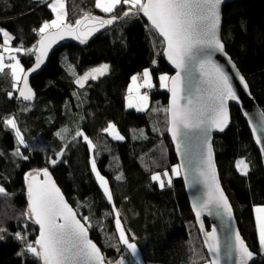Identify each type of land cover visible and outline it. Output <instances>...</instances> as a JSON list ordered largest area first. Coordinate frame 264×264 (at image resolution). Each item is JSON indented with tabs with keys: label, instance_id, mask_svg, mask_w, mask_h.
Returning <instances> with one entry per match:
<instances>
[{
	"label": "trees",
	"instance_id": "16d2710c",
	"mask_svg": "<svg viewBox=\"0 0 264 264\" xmlns=\"http://www.w3.org/2000/svg\"><path fill=\"white\" fill-rule=\"evenodd\" d=\"M66 8L68 22L74 23L85 14L121 18L128 6L121 4L108 15L95 7V0H66ZM223 17L227 53L264 111V0H237L225 6ZM53 19L54 13L41 1L0 0V29L12 36L10 48L21 49L17 57L25 71L34 63L33 49L41 39L38 30ZM3 41L0 33V45ZM163 50L164 43L136 13L126 16L87 49L70 46L56 52L31 81L37 96L33 105L18 101L21 83H15L10 69L0 73V184L7 192L0 195V228L4 229L0 232L4 237L0 239V264H41L24 251L25 243L16 239V233L26 234L28 242L38 239L39 228L24 216L29 206L27 177L44 169L51 171L106 261L208 263L182 178L172 171L179 166L168 135L169 94L159 86L160 76L173 73ZM102 64L110 65L108 75L79 88L77 78ZM148 69L156 84L149 109L128 111L126 96L132 77ZM231 112L232 126L215 140L220 178L241 236L258 256L255 264H264L254 212L255 207L264 206L263 164L241 111L232 106ZM8 118H15L24 144H19L14 131L3 123ZM110 124L124 139L111 138L105 131ZM77 130L92 141L94 150L82 137L73 138ZM17 149L21 155L15 154ZM63 150L62 161L50 167L52 155ZM93 157L98 172L108 181L112 201L92 169ZM241 159L249 166L247 175L237 168ZM165 172L172 183L161 188L152 176L160 174L166 182ZM116 212L140 260L120 241Z\"/></svg>",
	"mask_w": 264,
	"mask_h": 264
},
{
	"label": "snow or ice",
	"instance_id": "6c2138e0",
	"mask_svg": "<svg viewBox=\"0 0 264 264\" xmlns=\"http://www.w3.org/2000/svg\"><path fill=\"white\" fill-rule=\"evenodd\" d=\"M221 3L222 0H95V7L104 13H113L121 4L128 6L123 13L124 16L142 12L151 22L152 28L159 36L163 37L167 59L179 70L174 77L167 75L160 77L161 86L167 88L172 94L171 107L166 110L171 113L169 130L173 140L184 138L189 157H191L190 145L194 139L202 137L204 143L207 144V133L212 128L223 131L228 126L230 117L226 106L227 101L238 99L229 76L210 59L213 51L221 53L224 51V45L219 37ZM50 6L52 12L55 13V19L44 23L39 29L41 36L39 47L33 49V51H38L39 55L36 66L31 71L40 68L48 50L57 39H63L65 35H70L81 43H86L88 38L99 31L101 27L112 24L117 19V17H112L105 20L85 14L74 23H69L66 0H55ZM53 29L54 33L49 31ZM0 33L4 37L2 51L9 54L8 60L14 61V63H5V56L0 54V73H4L5 69H10L15 83L17 85L23 83V89L19 91L20 97L24 100H32L35 94L28 86V74L25 73L17 57L12 54L20 52L21 49L7 47L11 40L10 35L2 29H0ZM108 70L107 64L94 68L82 77H78L76 83L83 87L89 79L95 80L99 76L105 75ZM181 73L185 75L182 76ZM142 76V84L137 83L139 77H132L133 87L129 88V92H136V102H133L132 96H129L128 100V107H135L140 111L146 110L148 96L140 95L139 89L154 86L150 71L145 70ZM240 80L243 82L242 76ZM201 84H206L207 88H201ZM244 87L247 88L246 83H244ZM201 93H206V95H201ZM261 115L264 117V113ZM3 123L14 129L19 144H24V138L16 125L15 118H8ZM62 131L67 133L68 129ZM105 131L114 139H124L119 135L114 124H110ZM57 135H61V133H57ZM75 137H82L90 149H95L96 146L82 131L77 130L73 138L75 139ZM257 142L264 144V141L259 137H257ZM15 154L21 155L18 149ZM23 158L27 159V157ZM56 162L52 161L53 164ZM91 163L92 169L96 171L95 159ZM202 163L204 166L197 169L198 176L193 177L194 185L199 184L201 182L199 177H202L207 188L206 198L201 199L198 206L194 205L197 219H200L203 211L211 212L213 209L223 210L231 219V206L219 186L210 145H208L206 157L202 158ZM237 168L242 174L247 175L248 165L243 160L237 162ZM172 171L176 175H180L179 168H174ZM42 174L46 178L44 181H38L32 173H29L27 177L29 206L24 216L39 226V236L34 242H28L26 234L16 233V239L25 243L24 251L39 259L41 264H112L105 260L100 249L88 239V228L81 223L80 219H77V214L64 200L63 194L56 187L55 182L50 179L47 169H44ZM96 175L108 200L112 201V193L107 186V181L100 176L98 171H96ZM163 176L168 177L166 182L160 174L153 175L152 179L159 182L161 188L165 187V183L170 187L171 177L167 172L163 173ZM120 178L117 177V179ZM0 195H7L3 186H0ZM255 213L259 242L264 248V206L256 207ZM115 215L120 241L131 250L133 255H136V245L129 242L121 224L119 212H116ZM200 228L203 230V222L200 223ZM3 231L4 229L0 228V232ZM205 235V245L213 257L208 261V264H220L221 243L216 229L213 228L210 233H205ZM3 238L0 236V239ZM20 254L23 255V252ZM224 254L227 258H232L235 255L239 264H249L253 258V252L249 250L238 231L235 232L234 237L226 239ZM118 264H124V262L121 260ZM193 264H198V262L194 260Z\"/></svg>",
	"mask_w": 264,
	"mask_h": 264
},
{
	"label": "water",
	"instance_id": "95a60500",
	"mask_svg": "<svg viewBox=\"0 0 264 264\" xmlns=\"http://www.w3.org/2000/svg\"><path fill=\"white\" fill-rule=\"evenodd\" d=\"M237 0H222V3L220 5V15H221V23H220V30H219V37L224 45V51L223 53L219 51H213L210 59L213 64H216L219 66L222 71L229 76L230 83L233 85V90L236 92L237 95V100H229L227 101V109H228V114L230 117V121L228 123V126L223 130L219 131L215 128H212L208 133V143L205 144L204 140L202 137H197L194 139L190 145L191 148V157H189L188 149L185 147V140L183 137H181L179 140H173L171 132H170V118H171V113L168 112V135L170 137L172 147L174 149L175 156L178 161V166L180 169V176L182 178L186 195L188 198V202L190 205V209L192 211L193 217L195 219L196 225L202 235L203 238V243L204 247L206 249V252L208 254L209 260H211L212 254L208 252L207 246L205 245V240H206V235L205 233H210L213 228L216 229L217 236L220 240L221 243V253H220V264H239L238 258L234 255L232 258H227L224 254V244L226 239H230L234 237L235 232H239L240 237L243 239L241 236L240 230H239V225L235 216V211L233 208V205L231 203V200L229 199L227 193L225 192L221 178H220V172L217 164V157H216V150H215V140L217 137H220L224 135L232 126V112H231V107L235 106L237 107L240 111L241 114L243 115L244 120L246 121L249 130L252 134L253 141L255 144V147L258 149L262 164H263V169H264V144L258 143L257 142V137H259L262 141H264V117H262V113H264L263 109L253 96L250 86L239 70L238 66L236 63L233 61L231 56L227 53V49L225 46V43L223 41L222 37V30H223V22H224V17H223V10L226 5L232 4ZM91 15V14H90ZM94 16V15H91ZM97 17V16H94ZM139 17L144 21V23L152 30L154 31L159 39L164 43L163 37L159 36V34L156 32L154 28L151 26V22L148 20L146 16L143 15L142 12L139 13ZM101 19H111L112 17H99ZM126 16L117 18L114 23L109 24L105 27H101L99 31L95 32L92 34L86 43H81L78 39H74L70 35H65L63 39H57L55 43H53L48 50L47 56L44 59V62L40 65V68L37 69L36 71H31L33 68L36 66L37 62V56L39 55L38 51H35V58H34V63L29 68L28 70L25 71L27 73V80H28V86L31 89V91L35 94L32 86H31V81L33 78L36 76L40 75L44 69L47 67V64L50 60V58L58 51L70 47V46H75L80 49H87L98 37L102 36L106 32L110 31L111 29L115 28L119 23H121L123 20H125ZM55 31H53L54 33ZM39 47V42L37 44V48ZM163 56L165 59V62L167 66L170 68L172 71L173 75L171 77H174L177 72L179 71L168 59L166 56V44L164 43V50H163ZM182 76H184V73H181ZM197 75L199 73L197 72ZM243 77V82L240 80V77ZM203 79V78H201ZM244 83L247 84V88L244 87ZM169 86H170V81H169ZM201 88L206 89L207 85L206 84H201ZM23 89V83L21 82L20 88L18 90L17 94V99L19 102L26 104V105H33L37 102V96L35 94L34 99L32 100H24L22 97L19 95V91ZM169 94V101H168V109L171 107V92L168 90L167 91ZM194 94H195V89H194ZM201 95H206V93H201ZM182 103H184L182 101ZM253 129H256V131H253ZM179 145V147H178ZM208 145L211 147V153H212V159H213V164L216 170V174L218 177V182L220 188L223 190L224 195L227 197L228 204L231 206V219H229L228 214L224 212L223 210H217L213 209L211 212L208 210H205L201 213L200 219L198 220L196 215H195V207L194 205H199L201 199L206 198L205 194L207 192V188L205 184L203 183V178L199 177L200 183L199 184H193V177L198 176L197 169L199 167H203L202 163V158L206 157L207 151H208ZM50 174V179L55 182V185L57 188H59L60 192L63 194L64 200L67 202L70 208L77 214V219H80L77 211L74 209V207L69 203L67 197L63 193L62 189L59 187L57 184L55 178L53 177L51 171H48ZM37 178L38 181H44L46 178L43 176V174H36L33 175ZM28 183V181H27ZM29 203V200H28ZM81 223L85 225V223L80 219ZM62 222V221H61ZM203 222L204 228L201 230L200 228V223ZM207 224L209 225V230L207 228ZM39 228V226L37 225ZM85 227H87L85 225ZM88 239H90L97 247L98 245L91 239L89 229H88ZM244 240V239H243ZM245 242V240H244ZM246 244V242H245ZM247 245V244H246ZM99 248V247H98ZM249 248V247H248ZM100 249V248H99ZM250 250V249H249ZM100 252L102 253L101 249ZM103 255V253H102ZM104 256V255H103ZM258 261V256L257 254L253 253V258L251 261H249V264H255Z\"/></svg>",
	"mask_w": 264,
	"mask_h": 264
},
{
	"label": "rangeland",
	"instance_id": "374dc122",
	"mask_svg": "<svg viewBox=\"0 0 264 264\" xmlns=\"http://www.w3.org/2000/svg\"><path fill=\"white\" fill-rule=\"evenodd\" d=\"M53 1V0H52ZM42 2V1H41ZM55 2V1H54ZM53 2V3H54ZM43 3V2H42ZM52 3V2H51ZM44 4V3H43ZM45 6H47L46 4H44ZM98 9V8H97ZM99 11H101L100 9H98ZM102 13H104L103 11H101ZM104 14H106V15H108V14H111V13H104ZM54 19H55V13H54ZM53 19V20H54ZM42 27V26H41ZM50 32H53V31H55L54 29L53 30H49ZM38 34H39V30H38ZM40 35V34H39ZM10 37H11V40H12V36L10 35ZM4 38V37H3ZM10 40V41H11ZM9 45H10V42H9V44L7 45V47H9ZM3 46L4 45H0V47L1 48H3ZM37 48V47H36ZM0 54H3L4 56H5V63H14V61H10V60H8L7 59V56L9 55L8 53H4L2 50L0 51ZM13 55H15L16 57H17V53H12ZM17 59L19 60V58L17 57ZM20 61V60H19ZM20 65L24 68V65H23V63L20 61ZM102 65H104V64H102ZM102 65H99V66H95V67H92V68H89V69H87V70H85V72L80 76V77H82L84 74H86V73H88V72H90L92 69H94V68H97V67H100V66H102ZM108 66H109V70H108V72L105 74V75H103V76H99L97 79H95V80H93V79H89L85 84H84V86L83 87H85L89 82H91V81H98L99 79H101L102 77H104V76H106V75H108V73L110 72V65L109 64H107ZM148 71H150V73H151V77H152V84L154 85L152 88H144V87H141L140 89H139V93H140V95H141V92H143L144 90H146V91H149V92H147V93H149V94H147L146 93V95L148 96V102H147V106H146V110H143V111H140V110H137V108H135V107H132V108H130V107H128V100H129V96H132L133 97V102L135 103L136 102V92L135 91H133V92H129V89H128V93H127V96H126V109L128 110V111H136V112H138V113H142V112H145V111H147L148 109H149V106H150V93H151V91L156 87V84H155V81H154V79H153V76H152V72H151V70L150 69H148ZM164 75H167V74H164ZM163 76V75H162ZM168 76V75H167ZM137 77H139V79H138V81H137V83L138 84H142L143 83V80H142V78H143V76H142V74H140V75H137ZM161 77V76H160ZM170 77V76H169ZM140 79L142 80V81H140ZM78 85V84H77ZM78 87L79 88H82V87H80V85H78ZM131 87H133V85H132V81H131V84H130V86H129V88H131ZM160 89L161 90H163V91H168V89L167 88H164V87H162L161 86V81H160ZM9 127V126H8ZM9 128H11V127H9ZM12 129V128H11ZM13 131H14V133H15V130L14 129H12ZM116 130L118 131V133H119V135L121 136V134H120V132H119V130L116 128ZM108 133V132H107ZM109 134V133H108ZM16 135V134H15ZM110 135V134H109ZM111 136V138L112 139H114L113 138V136L112 135H110ZM76 138H79V137H75V139ZM114 140H116V141H119V139H114ZM61 153H62V155H61ZM63 153H64V150L62 151V152H60V153H58V154H54V155H52V157H51V161H50V167H56L61 161H62V156H63ZM94 159V157L92 158V160ZM53 160H55V161H57L55 164H53L52 163V161ZM241 160H243L245 163H246V161L244 160V159H241ZM241 160H239V161H241ZM247 164V163H246ZM248 165V164H247ZM49 171V170H48ZM96 171H98V169H97V166H96ZM96 171H94L95 172V174H96ZM240 171V170H239ZM249 172V166H248V171H247V173ZM43 173V172H42ZM40 171H38V172H35V173H32V175H36V174H42ZM240 173H241V171H240ZM242 174V173H241ZM97 176V175H96ZM101 176V175H100ZM103 177V176H102ZM98 179V178H97ZM105 179V178H104ZM106 180V179H105ZM107 181V180H106ZM98 182H99V184H100V186H101V182H100V180L98 179ZM0 186H2L1 184H0ZM107 186H108V188L110 189V187H109V184H108V181H107ZM102 188V190H103V192H104V189H103V187H101ZM105 193V192H104ZM106 195V194H105ZM258 207H260V206H258ZM256 208V207H255ZM254 212H255V209H254ZM255 219H256V213H255ZM257 223V222H256ZM257 230H258V226H257ZM119 233V232H118ZM126 233V232H125ZM127 235V234H126ZM259 235V234H258ZM128 237V236H127ZM130 242V241H129ZM261 251H262V254H264V248H262L261 247ZM138 260H140V256H139V252H138V250H137V253H136V255H134ZM113 264V263H112ZM114 264H118V263H114ZM125 264V263H124ZM208 264V263H207Z\"/></svg>",
	"mask_w": 264,
	"mask_h": 264
},
{
	"label": "crops",
	"instance_id": "0c3cea01",
	"mask_svg": "<svg viewBox=\"0 0 264 264\" xmlns=\"http://www.w3.org/2000/svg\"><path fill=\"white\" fill-rule=\"evenodd\" d=\"M37 1H42L44 4H46L50 9H51V4L55 1V0H37ZM52 2V3H51ZM142 80H143V78H142ZM141 79H140V81H142Z\"/></svg>",
	"mask_w": 264,
	"mask_h": 264
},
{
	"label": "built area",
	"instance_id": "2783aa9c",
	"mask_svg": "<svg viewBox=\"0 0 264 264\" xmlns=\"http://www.w3.org/2000/svg\"><path fill=\"white\" fill-rule=\"evenodd\" d=\"M147 92H149V91L144 90L143 92H141V95H144V94H146ZM147 94H149V93H147Z\"/></svg>",
	"mask_w": 264,
	"mask_h": 264
},
{
	"label": "bare ground",
	"instance_id": "6f19581e",
	"mask_svg": "<svg viewBox=\"0 0 264 264\" xmlns=\"http://www.w3.org/2000/svg\"><path fill=\"white\" fill-rule=\"evenodd\" d=\"M29 68H31V67H29ZM29 68H28V69H29ZM28 69H27V70H28ZM121 224H122V223H121ZM116 230H117V228H116ZM117 232H118V230H117Z\"/></svg>",
	"mask_w": 264,
	"mask_h": 264
}]
</instances>
